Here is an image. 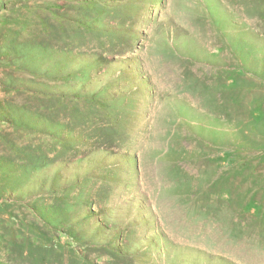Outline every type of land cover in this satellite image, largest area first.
<instances>
[{
  "label": "rangeland",
  "instance_id": "rangeland-1",
  "mask_svg": "<svg viewBox=\"0 0 264 264\" xmlns=\"http://www.w3.org/2000/svg\"><path fill=\"white\" fill-rule=\"evenodd\" d=\"M0 103V264H264V0H0Z\"/></svg>",
  "mask_w": 264,
  "mask_h": 264
},
{
  "label": "trees",
  "instance_id": "trees-1",
  "mask_svg": "<svg viewBox=\"0 0 264 264\" xmlns=\"http://www.w3.org/2000/svg\"><path fill=\"white\" fill-rule=\"evenodd\" d=\"M15 92L20 93L23 92V90L17 87L15 88ZM0 120L7 121L5 117H0ZM8 121L10 120L8 119ZM14 124L17 125L16 123ZM20 125L26 127L22 125V122L20 123ZM228 147L229 150H225V152L231 155V159L229 160L231 164L230 167H233V171H236L237 175H243V177L247 176L249 179V181L247 182L248 187H246V190H244L245 188L243 189V193H247V190H250L252 188L250 182L254 177L255 178L253 182L255 183L259 182L256 177H258L260 181L264 180V171L263 173H259V167H264V144L256 141H251L250 143L235 142L230 146L228 145ZM234 164H238L240 166L235 167ZM224 177H226L228 180H233L234 175L232 173H228L226 176L224 175Z\"/></svg>",
  "mask_w": 264,
  "mask_h": 264
}]
</instances>
